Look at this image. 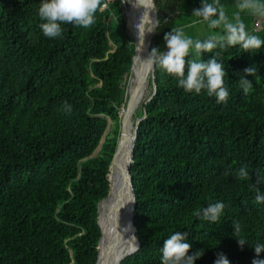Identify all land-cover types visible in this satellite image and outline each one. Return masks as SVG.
Returning <instances> with one entry per match:
<instances>
[{"label": "trees", "instance_id": "1", "mask_svg": "<svg viewBox=\"0 0 264 264\" xmlns=\"http://www.w3.org/2000/svg\"><path fill=\"white\" fill-rule=\"evenodd\" d=\"M123 1L102 0L93 25L63 23L50 39L39 27L41 0H0V264L97 262L98 203L109 193L135 51ZM166 1L173 15L159 20L150 52L167 53L172 28L201 23L192 13L202 0ZM237 2L220 0L225 12L238 10ZM249 32L264 40V27ZM213 55L225 67L226 103L206 90L186 92L154 64L155 90L136 113L143 118L129 167L139 249L121 264H161L163 241L176 231L188 233L189 255L204 251L195 264H215L218 254L229 264L264 260L254 249L264 244V203L253 188L264 193V45L201 56L193 48L185 59ZM253 65L257 76H245ZM241 76L252 82L247 94ZM109 121L116 127L108 132ZM242 166L243 180L235 177ZM217 202L225 204L217 222L195 215Z\"/></svg>", "mask_w": 264, "mask_h": 264}, {"label": "clouds", "instance_id": "2", "mask_svg": "<svg viewBox=\"0 0 264 264\" xmlns=\"http://www.w3.org/2000/svg\"><path fill=\"white\" fill-rule=\"evenodd\" d=\"M101 4L102 0H41L38 15L41 21L46 22L41 23L39 27L44 36L50 39L61 36V24L63 23H74L88 28L95 23L94 16ZM106 6L104 5V7ZM140 6H143L145 11L140 23L136 25L139 39V46L136 47L137 52L141 51L144 46L145 34L156 31L160 23L159 20L149 17L150 12L156 11L154 0H135L133 7ZM236 8L238 11L234 12L230 18L225 12L224 6L220 4V0H213L211 3L202 0L201 6L193 10L192 16L201 18V22L207 23L211 29H221V32L209 35L204 39L194 40L187 36L183 29L172 28L164 35L167 53L161 52L158 48H152L149 58L143 63L148 67L157 64L168 74L178 77V86L186 92L199 94L202 90H206L209 96L216 97L217 103H226L229 92L224 85L226 75L224 64L218 62L215 55L207 62L201 59H192L186 62L185 58L189 56L190 50L193 48L197 56H201L202 52L212 53L217 48L223 49L237 45L246 52L261 49L264 40L246 30L240 13L247 11L253 15L264 17V2L262 0H238ZM145 18H147L148 25L145 23ZM186 63L187 75H185ZM244 74L245 76H257V69L253 65L246 68ZM238 83L244 94L249 93L253 88L252 82L244 76H241ZM66 107L70 111V106L66 105ZM224 174L229 175L230 173L226 170ZM235 177L241 180L246 179L248 177L246 166H242L235 173ZM253 188L256 193V202L264 203V193H261L256 185H253ZM224 208V203L217 202L196 212L195 215L206 221L217 222ZM233 227L234 234H238L240 232L239 225L233 224ZM130 230L131 225L129 224L124 231ZM187 235L188 233L181 234L176 231L163 241L161 264H195V261L204 255L202 249H197L189 255L191 245L185 242ZM136 239L135 236L130 239L134 241L133 250H138ZM237 242L240 246L247 243L243 238L237 239ZM254 249L256 255L259 256L261 252H264V244L258 243ZM215 264H229V261L224 254H218ZM252 264H264V260L254 259Z\"/></svg>", "mask_w": 264, "mask_h": 264}, {"label": "water", "instance_id": "3", "mask_svg": "<svg viewBox=\"0 0 264 264\" xmlns=\"http://www.w3.org/2000/svg\"><path fill=\"white\" fill-rule=\"evenodd\" d=\"M124 5L125 2L123 1ZM134 3H130L129 8H124V14L126 19V25H127V34L134 40V46L135 51L132 58L131 63V75L136 70V86L131 89L130 88V81L131 77L129 78L128 82V88L126 90V95L129 93V97L127 99L126 108L122 114L121 120H120V130H119V137L117 140L116 150L113 154V157L111 159L109 168H108V180H109V193L108 195L101 199L98 203V220L97 223L101 230V237L99 238L98 244H97V262L98 264L99 259H101V264H121V262L126 259L127 257L135 254L138 250H133V248H129L127 251H125L124 254L120 255L117 259H112V251L116 246H119L120 243L127 239V235L135 236L136 237V227H135V209H136V198L134 195V186L132 183V178L130 175L129 167L133 162L134 157V148H135V137L137 134V125L142 120V118H138L134 122V131L132 136V141L130 145V154L129 159L127 163L125 164L126 167L123 170L121 166V160L124 158L126 154V140H127V128L132 126L131 122V116L134 111L135 107V101H136V95L140 88L144 86L149 78V68L147 65H145L143 62H146L149 58L150 54V42L147 43L144 39V46L141 49V51L137 52V48L139 46V39H138V31L136 28V25L140 23V19L145 11L143 6L140 7H133ZM150 19L154 17V20H157V14L156 11L149 13ZM145 23L148 25L147 18H145ZM154 32L151 36L153 37ZM139 57V58H138ZM151 77H154V64ZM127 79V76L125 77V80ZM150 79V78H149ZM150 81V80H149ZM153 84V93L155 90V84ZM152 93V94H153ZM151 97V96H150ZM147 98L145 101L147 102L149 99ZM111 127V121L108 122L107 131ZM118 176L121 180L122 188H123V201H126V204L124 203V206L120 210H115V214L111 217V224H110V230L109 233L105 236L104 229L99 221L100 213L99 209L101 206V203L106 200L110 193H111V183H110V176ZM133 200V201H132ZM131 201V202H130ZM129 224L131 225L130 231H124ZM137 238V237H136ZM138 245L139 249V240L136 239L135 242Z\"/></svg>", "mask_w": 264, "mask_h": 264}, {"label": "bare ground", "instance_id": "4", "mask_svg": "<svg viewBox=\"0 0 264 264\" xmlns=\"http://www.w3.org/2000/svg\"><path fill=\"white\" fill-rule=\"evenodd\" d=\"M130 3H135V0H129ZM154 20V17L152 18ZM150 26V25H149ZM153 32L151 33H146L145 34V41L147 43L150 42L151 40V36H152ZM153 70V66H151L149 68V70ZM150 70V71H151ZM136 70L135 72L132 73L131 77V81H130V88L133 89L136 86ZM149 82H147L144 86H142L140 88V90L138 91L137 95H136V101H135V107H134V111L132 113L131 116V122H132V126L127 128V140H126V154L124 156V158L121 160V166L122 169L124 170L126 167V163L129 159V154H130V145H131V141H132V136H133V131H134V121H133V115L136 112L137 108L143 104L142 102L149 96ZM151 93V92H150ZM127 99L129 97V93L126 95ZM141 110V109H140ZM137 113V112H136ZM141 114V113H140ZM137 116V115H136ZM110 183H111V193L109 195V197L104 200L101 203L100 209H99V213H100V218L99 221L104 229L105 232V236L109 233L110 230V224H111V217L113 216V214H115V210H120L122 209L124 206V203L126 204V201H123V188H122V184H121V180L119 179L118 176H110ZM131 235H127V239L124 240L120 243L119 246H116L113 251H112V259H117L119 258L120 255L124 254L125 251H127L130 247L133 248L134 247V241H131ZM101 259H99L98 264H101Z\"/></svg>", "mask_w": 264, "mask_h": 264}, {"label": "rangeland", "instance_id": "5", "mask_svg": "<svg viewBox=\"0 0 264 264\" xmlns=\"http://www.w3.org/2000/svg\"><path fill=\"white\" fill-rule=\"evenodd\" d=\"M125 3V7L129 8L130 6V2L129 0H124ZM158 2V3H157ZM166 0H161L160 2L158 0H154L155 6H156V14H157V20H160L161 18H168V17H172L173 13L170 10V5L168 3H166ZM238 11V10H236ZM236 11H226V13L228 14V16L231 18L232 14ZM241 15V19L242 21L245 23L246 25V29L249 31H251L252 26L254 24V22L258 19H256L255 21H253L252 19H250L248 12L244 11L240 13ZM259 18H263V17H259ZM194 26V25H193ZM206 26V27H205ZM264 27V26H263ZM221 32V29H219ZM155 32V31H154ZM214 29H211L208 27L207 23L205 22H199L197 23V25H195V27H191L189 30H187L185 32V34L187 36H190L191 38L195 39H204L209 35L215 34L214 33ZM253 32V31H252ZM259 32V31H258ZM250 33V32H249ZM151 41V40H150ZM168 51V50H167ZM151 70V69H150ZM151 74H152V70L149 71V78H151ZM148 78L149 85H150V79ZM151 92V93H150ZM152 94V86H149V96ZM147 97V98H148ZM146 98V99H147ZM145 101V100H144ZM143 101V102H144ZM142 102V103H143ZM142 108V104L137 108L136 112L140 111V109ZM136 112L133 115V121L135 122L138 118L136 116ZM115 124L113 122H111V127L109 128L108 132L111 131L113 128H115ZM120 130V129H119Z\"/></svg>", "mask_w": 264, "mask_h": 264}, {"label": "built area", "instance_id": "6", "mask_svg": "<svg viewBox=\"0 0 264 264\" xmlns=\"http://www.w3.org/2000/svg\"><path fill=\"white\" fill-rule=\"evenodd\" d=\"M104 5H105V4H104ZM104 5H103L102 8H105ZM263 26H264V17H263V18H258V19L254 22L251 31H253V32H258V31H260V30L263 28Z\"/></svg>", "mask_w": 264, "mask_h": 264}]
</instances>
